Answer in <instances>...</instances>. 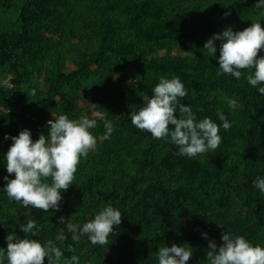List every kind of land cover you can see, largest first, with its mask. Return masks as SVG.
<instances>
[{"label": "trees", "instance_id": "1", "mask_svg": "<svg viewBox=\"0 0 264 264\" xmlns=\"http://www.w3.org/2000/svg\"><path fill=\"white\" fill-rule=\"evenodd\" d=\"M254 3L0 0V160L12 143L5 133L27 127L36 139L47 134L52 112L77 118L101 111L116 125L110 138L102 122L92 129L97 147L81 157L59 209L24 206L0 189V246L6 248L10 231L25 235L19 224L33 218L39 230L29 235L54 238L63 228L58 243L65 258L76 254L79 264H156L158 246L174 242L193 247L188 264H210L208 240L219 245L226 229L264 244V192L252 183L264 175V94L247 81L249 69L240 78L218 75L219 61L203 49L225 26L242 30L264 21V9L254 10ZM67 60L73 67L67 69ZM161 75L180 76L188 90L181 102L191 104L197 118L222 123L217 109L225 112L232 126L220 128L218 148L180 155L170 139L131 122L128 114ZM229 97L238 100L235 110ZM5 175L14 174L0 161V187ZM105 202L123 214L107 244H93L87 235L75 241L58 220L84 222Z\"/></svg>", "mask_w": 264, "mask_h": 264}, {"label": "clouds", "instance_id": "2", "mask_svg": "<svg viewBox=\"0 0 264 264\" xmlns=\"http://www.w3.org/2000/svg\"><path fill=\"white\" fill-rule=\"evenodd\" d=\"M264 9V0H255L254 10ZM225 11L222 15H229ZM219 40V55L216 56ZM264 48V21L256 20L242 30L233 26H225L221 31L214 32L203 44L210 57L219 61L218 75L231 74L236 78L245 75L242 69H249L247 81L260 94H264V54H258ZM35 94L36 89H32ZM188 95L184 82L178 75H161L153 86L152 93L145 94L143 103L138 109L132 110L128 116L131 122L141 130H150L151 136L170 139L178 146V154L195 157L221 145L220 128L225 130L232 126L222 109H217L218 123L211 116L197 118L191 104L181 102V97ZM228 106L235 110L236 98H227ZM180 113L176 115V113ZM55 119L46 121L47 134L41 132L33 139L29 128H22L18 135L5 133L12 143L3 153L2 160L7 169L3 177L6 183L0 187L7 196L24 206L43 210L59 209L63 199V191L72 185L82 156L95 149L98 137L92 131L100 122L105 129L104 138H110L116 125L108 118L107 113L97 111L93 116L82 114L77 118L70 117L67 112L53 113ZM174 125L169 127V124ZM50 178V180H49ZM253 187L264 192V175H256ZM122 211L110 202H105L92 210L90 218L84 222L65 220L72 239L79 241L82 235L93 244L108 243L113 226L119 225ZM223 225L222 223H219ZM25 234L22 237L15 231L5 236L6 248L0 246V264H79L80 257L76 254L65 258L64 249L58 241L65 239V231L59 229L54 238L44 240L33 238L39 230L36 219H29L19 224ZM208 237L207 231L202 232ZM219 245L214 238L208 240L207 258L210 264H264V244L253 243L245 235L229 230L222 232ZM156 264H188L193 255V247L185 242L172 243L170 246H158Z\"/></svg>", "mask_w": 264, "mask_h": 264}, {"label": "rangeland", "instance_id": "3", "mask_svg": "<svg viewBox=\"0 0 264 264\" xmlns=\"http://www.w3.org/2000/svg\"><path fill=\"white\" fill-rule=\"evenodd\" d=\"M67 64H66V66H67V69L69 68V67H73V65L71 64V61L70 60H67V62H66ZM80 106H84V104L83 103H81L80 102V104H79ZM3 108V107H2Z\"/></svg>", "mask_w": 264, "mask_h": 264}]
</instances>
